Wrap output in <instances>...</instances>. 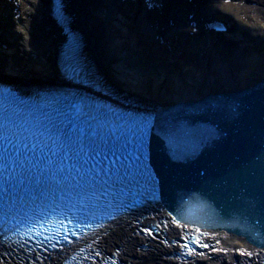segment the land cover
I'll list each match as a JSON object with an SVG mask.
<instances>
[{
  "label": "bare ground",
  "instance_id": "bare-ground-1",
  "mask_svg": "<svg viewBox=\"0 0 264 264\" xmlns=\"http://www.w3.org/2000/svg\"><path fill=\"white\" fill-rule=\"evenodd\" d=\"M58 1L62 25L51 17V0H0L1 81L35 85L48 92L65 87L66 80L56 65L58 58L63 62L60 54L73 59V45L67 42L72 33L82 63L101 85L105 82L101 45H112L111 67L137 92L126 100L128 105L154 106L184 98L188 95L186 79L200 93L211 87H228V79L242 70L264 77V0H141L145 13L132 25L122 0ZM217 20L233 24V32L248 38V48L229 44L223 34L212 31L210 26ZM107 26L121 30L123 38L104 29L100 40V29ZM157 209L126 211L94 227L92 237L83 243L87 259L75 264H258L259 252L220 231L205 233L202 242L211 247L219 240L215 247L226 252L205 249L200 251L204 256L176 258L172 254L178 252V245L171 242L195 232L196 227L181 222L186 227H177L166 210L160 213ZM153 217L156 222L166 220L168 227L162 226L152 236L139 231L137 221L143 220L139 226L143 228ZM72 249L66 245L46 252L30 251L12 244L3 264H57ZM237 249L252 255L241 256ZM4 252L0 248V254Z\"/></svg>",
  "mask_w": 264,
  "mask_h": 264
},
{
  "label": "water",
  "instance_id": "water-1",
  "mask_svg": "<svg viewBox=\"0 0 264 264\" xmlns=\"http://www.w3.org/2000/svg\"><path fill=\"white\" fill-rule=\"evenodd\" d=\"M112 26L101 27L102 39L104 29L123 38ZM223 36L248 48L239 34ZM106 44L100 54L105 82L99 87L127 104L137 92L111 67L112 45ZM233 75L228 87L200 93L186 79L187 96L149 106V154L161 205L172 218L233 236L259 252L264 263V77L247 69ZM179 123L187 134L175 131Z\"/></svg>",
  "mask_w": 264,
  "mask_h": 264
},
{
  "label": "snow or ice",
  "instance_id": "snow-or-ice-1",
  "mask_svg": "<svg viewBox=\"0 0 264 264\" xmlns=\"http://www.w3.org/2000/svg\"><path fill=\"white\" fill-rule=\"evenodd\" d=\"M152 5L149 4V7ZM51 107V111H49ZM182 121L183 117H176ZM108 113L100 110H93L92 106L83 99L65 98L61 103L53 105L45 104L34 110L27 112L13 111L9 114L6 110L0 111V215L7 218L11 209L5 210L8 199H14L18 189L26 183H32L35 180L37 185L48 179H53L59 184L61 181L75 180L80 177H91L93 180L99 172H104L105 161L114 165L122 155L117 143L124 141L120 147L127 146V137L121 132L116 134V130L109 128L102 130V121H109ZM178 134H187L183 123H179L175 129ZM197 133L193 132L192 135ZM108 137H114V142H110ZM143 145L138 147L142 149ZM99 157H102L99 158ZM113 157L115 159H110ZM139 159V157H137ZM99 169V171H97ZM95 174V176H93ZM59 178V179H57ZM67 188L74 187L67 183ZM89 186V181L84 184L77 183L75 187L83 190ZM61 200L63 197L61 196ZM67 209V212L64 211ZM76 203L71 200L66 203H54L48 206V210H40L39 215L29 217L27 220L23 216L15 220V235L19 238L10 241V237L5 232H0V248L5 252L0 254V264H3L4 255H7V249L15 244L21 249H25L29 241H34L37 245L51 242L53 240L59 243L60 232L49 234L52 219L57 216L62 217L56 220V227L63 230V239L72 243L71 236H77L74 229H69L65 224H72V218L69 213L78 211ZM51 218V219H50ZM115 220V216H111ZM173 222L177 227L181 226L179 221L173 217ZM143 220L137 221L139 231L152 236L154 232L159 233L161 227H168L166 220L156 222L152 218V223L139 228ZM92 223H76L75 228L83 231L85 228H92ZM24 228L21 232L20 229ZM197 234H183L178 240L174 239L171 243L178 245V252L172 255L176 258H188L192 255L204 256V252H198V248L209 249V243L202 242L206 235L195 230ZM166 245L168 240L163 241ZM220 241L216 240L211 245L210 251H227V249H218L215 247ZM55 247V244H52ZM31 251V249H29ZM83 251V249L81 250ZM241 256H251L252 253L243 249H237ZM100 256V252L95 253ZM87 259V256L84 257ZM115 264V261L112 262Z\"/></svg>",
  "mask_w": 264,
  "mask_h": 264
},
{
  "label": "rangeland",
  "instance_id": "rangeland-1",
  "mask_svg": "<svg viewBox=\"0 0 264 264\" xmlns=\"http://www.w3.org/2000/svg\"><path fill=\"white\" fill-rule=\"evenodd\" d=\"M102 30H101V33H99V35H98V38H101L102 39ZM103 47H105V45H103ZM101 69L103 70L104 68H102L101 67ZM4 81V80H3ZM15 83H17V84H24V83H20V82H15ZM24 85H26V83L24 84ZM28 86H31L30 84H27ZM35 86V85H34ZM37 87V86H36ZM157 210H159V209H157ZM160 211V213L161 212H165V211H161V210H159ZM168 216V215H167ZM147 221V220H146ZM148 222V221H147ZM149 223V222H148ZM211 248V247H210ZM209 248V249H210ZM90 250V249H89ZM202 250H205V248H202V249H200V251H202ZM86 256V255H85Z\"/></svg>",
  "mask_w": 264,
  "mask_h": 264
}]
</instances>
